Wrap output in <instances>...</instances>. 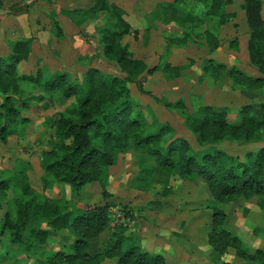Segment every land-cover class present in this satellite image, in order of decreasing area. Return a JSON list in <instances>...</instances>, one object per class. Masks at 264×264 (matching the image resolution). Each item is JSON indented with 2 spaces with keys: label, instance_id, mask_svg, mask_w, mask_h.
Returning <instances> with one entry per match:
<instances>
[{
  "label": "rangeland",
  "instance_id": "obj_1",
  "mask_svg": "<svg viewBox=\"0 0 264 264\" xmlns=\"http://www.w3.org/2000/svg\"><path fill=\"white\" fill-rule=\"evenodd\" d=\"M45 1L46 9L54 11L53 16L46 15L49 13L46 11L39 16L40 22L26 21L23 36L3 39L0 45V55L6 57L11 54L9 42H30L28 59L17 66L19 76H34L44 81L62 74L68 83L79 84L85 82L91 70L109 79L126 77L105 53L102 31L109 28L106 13L84 15L81 10H87L92 3L81 7L73 6L68 0ZM174 1L161 0L159 5L166 7ZM192 1L179 0L177 7L187 8L190 14L203 19L205 22L199 28L169 22L170 14L163 13L164 8L158 10L157 5L148 18V27L138 30V36L132 28L123 44L129 47L133 59L148 65V70L128 85L135 111L153 129L158 131L171 125L177 138H185L196 146L185 118L200 107L226 108L229 121L235 123L239 122L240 110L246 106H251L258 117L264 116V41H254V52L260 59L255 64L251 57L252 30L248 24L247 0H230L225 11L232 18L225 24L217 17H204L203 8ZM258 1L264 23V0ZM32 6L29 5L30 11ZM207 32L219 42L218 49L211 51L208 38L195 37ZM187 34L192 41L181 44ZM233 70L258 82L234 81ZM20 91V100L29 103L21 112L30 123L18 127L7 143L0 142V172L6 178L22 166L31 186L43 200L69 201L77 208L108 206L104 230L89 240L90 255L105 254L117 242L125 245L130 240L149 256H161L170 264H258L253 257L259 251L264 252V211L258 197L217 202L204 180L159 173L154 169L155 162L141 150L132 148L120 154L116 163L101 175V180L89 183L78 194H73L66 184L45 186L42 154L56 141L58 115L74 99L62 97L57 90L45 91L29 79L21 80ZM177 103L183 108L177 107ZM259 146H264V133L262 143L219 145L239 155ZM215 208L226 214L225 228L237 238V243L228 244L227 238L217 237V248L211 245ZM6 215L16 219L15 195L10 189L0 192V222ZM42 228L48 231L46 243L30 251L27 245L13 244L9 237L2 238L0 264H41L60 253H74L77 241L74 232L55 231L44 224ZM24 238L28 239L27 231ZM119 260L117 256L105 258L102 264H118Z\"/></svg>",
  "mask_w": 264,
  "mask_h": 264
},
{
  "label": "trees",
  "instance_id": "obj_2",
  "mask_svg": "<svg viewBox=\"0 0 264 264\" xmlns=\"http://www.w3.org/2000/svg\"><path fill=\"white\" fill-rule=\"evenodd\" d=\"M192 2L203 8L204 17H217L221 24L232 18L225 11L230 0ZM91 3L87 10L81 12L86 16L106 13L109 28L102 31L105 53L126 77L109 79L99 71L91 70L85 82L79 84L68 83L62 74L44 81L34 76H19L17 66L28 59L30 42H9L11 54L6 57L0 55V142L7 143L9 136L17 133L18 127L23 128L30 123L21 112L29 103L20 100V82L29 79L45 91L57 90L62 97L74 99L70 107L58 115L56 141L50 150L42 154L41 167L45 172L42 181L45 186L66 184L73 194H78L89 183L101 180V175L116 163L120 154L135 148L155 162L154 169L159 173H174L192 181L204 180L217 202L258 197L264 211V146L248 149L243 155L219 147L223 142H240L243 145L262 143L264 116L258 117L251 106H246L240 110L239 122L235 123L229 121L226 108L200 107L185 118V125L194 135L196 146L185 138H177L171 125L158 131L153 129L142 114L135 111L128 86L148 70V65L133 59L129 47L123 44L124 37L133 32L124 17L125 12L108 0H92ZM178 3L179 0H175L166 7L161 4L158 10L164 8L161 11L170 14L168 21L172 23L197 28L204 24L203 19L190 14L187 8H178ZM0 10L5 11L0 14V21H3L8 16L29 14L30 7L24 0H0ZM246 11L252 30L251 57L255 64H259L254 41H264L261 3L247 0ZM157 13L156 9V16ZM134 33L138 36L137 31ZM195 37L208 38L211 51L219 48L217 39L208 32ZM192 39L187 34L180 43L187 44ZM231 75L234 81L246 84L258 82L238 71L233 70ZM176 106L183 108L179 103ZM4 177V173L0 172V192L13 191L16 219L6 215L0 222L1 242L2 238L9 237L13 244L27 245L30 251L46 243L48 231L42 228L43 224L55 231L71 230L77 236L73 254L60 253L43 260L41 264H102L105 258L116 256L120 259L118 264H170L161 256H149L130 240L125 245L117 242L105 254L90 255L89 240L104 230L108 206L77 208L69 201L43 200L31 186L27 171L22 166ZM225 224L226 214L215 208L210 234V243L215 248L217 237L227 238L228 244L238 242L227 231ZM26 231L28 239L25 240ZM253 259L258 264H264V252H257Z\"/></svg>",
  "mask_w": 264,
  "mask_h": 264
},
{
  "label": "crops",
  "instance_id": "obj_3",
  "mask_svg": "<svg viewBox=\"0 0 264 264\" xmlns=\"http://www.w3.org/2000/svg\"><path fill=\"white\" fill-rule=\"evenodd\" d=\"M9 1V0H5ZM28 5H33L29 14L22 16H8L3 21H0V45L3 39H15V37L23 36L26 31V21L37 20L40 22L39 16L41 17L45 13L49 17L53 16V10H47V4L45 0H24ZM37 1V2H35ZM75 5H86L91 3L90 0H68ZM112 4H116L121 7L125 12V19L131 24L132 28L136 31L142 30L148 27V18L152 16L157 5L160 4L161 0H108ZM32 2V3H31ZM58 3V2H57ZM47 8V9H46ZM50 9V8H49ZM140 24V26L137 25ZM3 34V36H2Z\"/></svg>",
  "mask_w": 264,
  "mask_h": 264
}]
</instances>
